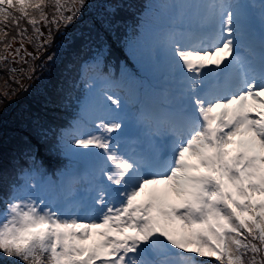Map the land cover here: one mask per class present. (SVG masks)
Returning a JSON list of instances; mask_svg holds the SVG:
<instances>
[{
  "label": "snow or ice",
  "instance_id": "snow-or-ice-1",
  "mask_svg": "<svg viewBox=\"0 0 264 264\" xmlns=\"http://www.w3.org/2000/svg\"><path fill=\"white\" fill-rule=\"evenodd\" d=\"M120 7L111 0H0V71L16 83L32 79L36 62L43 65L54 46L46 60L59 52L54 33L74 43L66 30L86 8L111 30ZM180 8L182 22L194 9L187 26L155 41L172 94L162 105L140 104L134 121L131 143L143 137L159 147L122 148L133 122L120 98L107 95L108 117L94 121V131L76 132L75 147L102 161L83 195L63 202L33 197L34 184L17 183L31 174L19 165L0 197L4 264H264V5L258 52L251 5L204 0ZM105 51L102 45L99 55ZM37 132L47 140L38 122ZM34 151L24 154L33 165Z\"/></svg>",
  "mask_w": 264,
  "mask_h": 264
},
{
  "label": "trees",
  "instance_id": "trees-1",
  "mask_svg": "<svg viewBox=\"0 0 264 264\" xmlns=\"http://www.w3.org/2000/svg\"><path fill=\"white\" fill-rule=\"evenodd\" d=\"M111 2L121 5L111 21V30L95 21L94 11L86 8L76 23L66 30L69 37H76L75 42L69 44L59 33H54L59 52L48 62L46 56L56 52V46L50 48L42 58L43 65L40 60L36 62L37 70L32 79L19 77L20 83H16L7 71H0V172L5 174L0 180V197L7 196L8 184L16 178L19 165L31 174L17 183L34 184V189L49 185L64 193V183L69 176L78 177L84 187L89 185L84 177L91 175L90 168L99 166L100 160L80 149L73 150L67 143V136L99 101L96 94L100 87L94 81L101 80L120 89H128L130 82V97L139 105L164 104L171 96L173 81L163 51L155 47V41L171 28L187 26V19L194 9L185 10L182 22L181 5L202 0ZM257 2L240 3L251 5L249 11L253 12ZM253 13L259 16L260 12ZM93 23L94 29L90 28ZM21 24L31 34L32 26L24 21ZM38 26L46 36L48 28L44 24ZM61 31L65 29L62 27ZM81 33H84L83 38H80ZM11 34L15 35V29ZM102 45H106V51L100 56ZM18 47L19 43L13 45V49ZM25 47L35 54L31 43H26ZM10 67L19 69L21 65L13 63ZM37 122L47 131L46 141L38 135ZM28 148L35 150L34 165L24 158ZM0 264L4 262L0 261Z\"/></svg>",
  "mask_w": 264,
  "mask_h": 264
},
{
  "label": "rangeland",
  "instance_id": "rangeland-1",
  "mask_svg": "<svg viewBox=\"0 0 264 264\" xmlns=\"http://www.w3.org/2000/svg\"><path fill=\"white\" fill-rule=\"evenodd\" d=\"M241 1L253 2V0H238V2H241ZM202 2H204V0H202ZM262 5H264V2L262 0H258L257 4L253 8L254 10L253 12L259 13ZM256 16L257 15L254 14L253 26H255V28H253L254 32L251 38V46L254 50L258 52L259 45H260L259 41L261 39V26H260V15L257 16L259 17L257 20H256ZM241 54L247 55V53H245L244 50H241ZM94 83H98L100 87L96 94V96L99 98V101L93 104L92 109L83 117V119L80 121V124L77 126V128L73 132L68 134L67 143L69 144V146L73 150L80 149L81 151H85L87 153L93 151L91 149H81V148L75 147V139L77 138L76 132L77 130H79L82 133H88V132L94 131L95 127H94L93 122L98 121L101 118L108 117V113L105 111V106L110 104V102L107 101L106 96L112 95L113 97L120 98V100L122 101L124 105V114L127 116L129 121L133 122L132 125H130L128 129L126 137H124L121 141V147L126 148L128 150L136 148L137 150L142 149L145 152L155 151L159 147V143L149 141L147 138L142 137L139 144L131 143V141L136 139V137L138 136V129L137 127L134 126V121H135L137 108L139 106V104L136 103V100L130 97L132 84L130 82L128 83V86H127L128 89L127 88L120 89V88L113 87L110 84L103 82L101 80H96L94 81ZM170 85L171 87H174L173 82ZM169 98L170 96H168L167 99ZM144 104L157 105L153 102H148ZM113 135H116V134L114 133ZM96 151H99V150H96ZM101 163L102 161L100 160V164ZM99 166L91 167L89 170L91 172V175H87L86 177H84V180L90 182L94 178L95 172ZM87 187L88 186L84 187V185L81 183L78 177L69 176L64 183V190H65L64 193H59L58 188H51L49 185H42V186H39L38 189L33 188L29 190L28 194L32 195L33 197H38V198L45 199L48 201L62 202L65 200L73 199L76 196L83 195ZM198 259L206 262V264H216V262L210 258H198Z\"/></svg>",
  "mask_w": 264,
  "mask_h": 264
}]
</instances>
